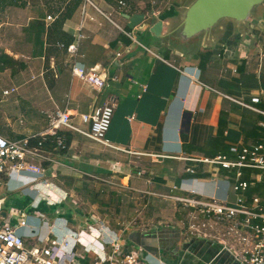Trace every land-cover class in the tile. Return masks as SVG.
I'll list each match as a JSON object with an SVG mask.
<instances>
[{"label":"crops","instance_id":"0c3cea01","mask_svg":"<svg viewBox=\"0 0 264 264\" xmlns=\"http://www.w3.org/2000/svg\"><path fill=\"white\" fill-rule=\"evenodd\" d=\"M186 5L0 0V135L24 140L41 134L49 124L46 113L56 108L85 129L82 114L116 102L105 137L115 148L67 132L65 150L44 148L53 161L28 158L46 169L37 182L28 171L2 178L5 214L15 223L29 215L30 226L22 229L28 247L54 238L53 224L58 235L68 221L73 229L104 225L117 231L142 248L150 264H239L215 240L189 233L200 215L173 197L234 202L227 171L191 159L234 158L233 147L264 143V113L230 99L264 112V4L241 31L232 21L183 41L182 25H172ZM139 14L144 21L130 29L129 18ZM252 18L258 22L246 28ZM83 21L77 59L108 73L113 81L102 91L72 76L66 48ZM254 97L259 103H252ZM32 229L38 236H31ZM91 237L87 232L81 244Z\"/></svg>","mask_w":264,"mask_h":264},{"label":"built area","instance_id":"2783aa9c","mask_svg":"<svg viewBox=\"0 0 264 264\" xmlns=\"http://www.w3.org/2000/svg\"><path fill=\"white\" fill-rule=\"evenodd\" d=\"M48 20H53L52 16H48ZM83 23L84 21L74 35L75 41L66 48L71 57L72 76L84 81L91 88L102 91L109 87L112 80L108 73L99 67L87 69L77 59L79 42L84 37ZM128 35L132 37L131 34ZM58 46L65 47L63 44ZM121 56L120 52L117 53V57ZM141 87L146 90L145 85ZM9 92L5 91V94ZM230 99L245 108L264 113L251 104ZM259 101L257 97L252 98V103ZM115 108L116 102L111 101L107 105L94 108L90 113L82 114L81 121L85 129L73 123L70 112L56 108L46 113L49 124L41 134L24 140H9L0 135V183L2 178H10L22 174L23 171L32 173L35 182L44 177L46 169L29 164L28 158L53 161L51 153L44 150L43 143L53 139L56 149L65 150L67 132L78 133L115 148L105 138L111 127ZM231 152L234 158L219 155L215 158L191 160L227 171L225 179L235 194L234 202L179 196L173 199L200 215L193 217L188 226L189 233L215 240L239 264H264V143L235 146ZM190 171L195 173L194 170ZM190 192L197 193L196 190ZM28 218L29 215H24L19 222H13V217L5 214L4 200L0 198V264H150L149 255L142 248L129 245L117 231L104 225L73 229L68 227L66 221L67 227L60 228L58 236H48L44 238V244L28 247L26 236L22 233L23 228L30 226ZM87 232L92 237L88 245H82L81 240ZM94 232L98 233V239L94 237ZM30 234L32 237L38 236L34 229ZM79 244L81 247L78 250L76 247Z\"/></svg>","mask_w":264,"mask_h":264},{"label":"water","instance_id":"95a60500","mask_svg":"<svg viewBox=\"0 0 264 264\" xmlns=\"http://www.w3.org/2000/svg\"><path fill=\"white\" fill-rule=\"evenodd\" d=\"M262 4H264V0H195L184 15L180 36L185 40L193 39L201 33L215 28L222 20L245 23L251 19L256 8ZM144 19L145 16L142 14L135 15L129 18L128 27L134 29ZM152 30L160 33L162 22H157Z\"/></svg>","mask_w":264,"mask_h":264},{"label":"rangeland","instance_id":"374dc122","mask_svg":"<svg viewBox=\"0 0 264 264\" xmlns=\"http://www.w3.org/2000/svg\"><path fill=\"white\" fill-rule=\"evenodd\" d=\"M195 0H187V5L185 6V7H180V9H179V12L178 13H180L179 14V16H177V17H179V18H177L178 20H177V23L176 24H174V25H172L173 26V28L175 27H178L179 25H182L183 24V22H184V18H183V20L181 19L182 17H184V15H186V12L188 11V9H189V7L192 5V3L194 2ZM183 2H185V0H183ZM257 17H258V14H255ZM256 17V18H257ZM256 18H252V20H251V23H249L247 26H246V28H250L251 27V25L253 24V22L254 21H257V20H254V19H256ZM260 18V17H259ZM254 20V21H253ZM232 21H229V20H222V21H220V25L221 24H223V25H226V24H228V25H230V24H232L231 23ZM258 22V21H257ZM233 25V24H232ZM262 26V25H261ZM264 26V25H263ZM182 32V31H181ZM181 32H179V34H181ZM198 36H200V35H198ZM198 36H196L195 37V39H197V37ZM182 39H184V38H182ZM194 39V38H193ZM192 40V39H191ZM183 41H187V39L186 40H183ZM132 202H134V201H136L135 199H132L131 200ZM175 203H176V201H174ZM169 204L171 203V202H168ZM139 204V203H138ZM134 205H135V203H134ZM181 205V204H180ZM182 206V205H181ZM176 208L177 209H180V206H178L177 204H176ZM175 208V209H176ZM133 215V214H132ZM169 215H172V214H169ZM54 225V231H55V233H56V235L55 236H58L57 235V232H58V230H59V225H58V223H55V224H53ZM183 238V237H182Z\"/></svg>","mask_w":264,"mask_h":264},{"label":"trees","instance_id":"16d2710c","mask_svg":"<svg viewBox=\"0 0 264 264\" xmlns=\"http://www.w3.org/2000/svg\"><path fill=\"white\" fill-rule=\"evenodd\" d=\"M70 138H69V136L67 135V144L69 145V143H70ZM33 144H36V142L35 141H33L32 142ZM53 146H55V144H54V140L53 139H48V140H46L44 143H43V148H46V147H53Z\"/></svg>","mask_w":264,"mask_h":264},{"label":"bare ground","instance_id":"6f19581e","mask_svg":"<svg viewBox=\"0 0 264 264\" xmlns=\"http://www.w3.org/2000/svg\"><path fill=\"white\" fill-rule=\"evenodd\" d=\"M234 24H235L236 29L239 31H241L244 27V23H242L241 21H235Z\"/></svg>","mask_w":264,"mask_h":264}]
</instances>
